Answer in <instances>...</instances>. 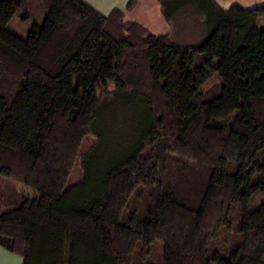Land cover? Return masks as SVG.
<instances>
[{"label":"trees","instance_id":"trees-1","mask_svg":"<svg viewBox=\"0 0 264 264\" xmlns=\"http://www.w3.org/2000/svg\"><path fill=\"white\" fill-rule=\"evenodd\" d=\"M24 2L0 0V181L50 200L0 187V245L22 264H264V4L159 0L168 24L202 19L182 47L82 0H47L23 39Z\"/></svg>","mask_w":264,"mask_h":264},{"label":"crops","instance_id":"crops-1","mask_svg":"<svg viewBox=\"0 0 264 264\" xmlns=\"http://www.w3.org/2000/svg\"><path fill=\"white\" fill-rule=\"evenodd\" d=\"M82 1L103 15L108 14L114 8L122 9L126 20L142 25L155 35L168 34L172 42L182 47L192 46L196 40L203 36L202 32L199 31L202 19L191 11L184 15H180L182 13L176 15L178 23H181L178 29L175 26V20L173 23L168 24L160 12L159 0H135V4L129 10L125 8L128 0ZM214 1L222 9H228L233 5L249 9L264 4V0ZM262 22H264V19L260 20V23ZM197 24H200L199 28H197ZM0 264H22V260L0 245Z\"/></svg>","mask_w":264,"mask_h":264},{"label":"rangeland","instance_id":"rangeland-1","mask_svg":"<svg viewBox=\"0 0 264 264\" xmlns=\"http://www.w3.org/2000/svg\"><path fill=\"white\" fill-rule=\"evenodd\" d=\"M47 0H25L23 5L16 11V13L13 15V17L9 20L7 23V28L13 32L15 35H17L20 38H26L27 33L30 29V26L33 21H37L38 23L43 24L44 22V9L45 4ZM184 12L180 15H184ZM28 17H26V16ZM180 17V16H179ZM182 18V17H181ZM174 20L176 21L175 26L178 29L181 25V23H178L177 18L175 17ZM217 65V61L214 60V66ZM113 88V85H109V89ZM219 88V77L217 75L216 71H211L209 74L208 80L202 85L201 92L204 96H209L216 92ZM94 136L89 134L85 136L81 143L80 147V154L84 152L94 141ZM134 168V166L132 167ZM136 168L140 172H137L139 177L138 179L141 181H144L146 178L147 168L144 165H140ZM81 177V171H80V163L79 158L76 160L73 169L71 170L70 176L68 178V183L75 182ZM0 187L2 189V192H6L7 194H17L20 196V202H22L25 206H37L42 207L44 206L49 200L50 197L42 194L40 192H37L31 188H28L24 185H21L20 183L13 182L11 180H5L3 179L0 181ZM259 196H255V199L257 200ZM6 199V198H5ZM0 200V213L6 211L8 208H10V202L13 201H7V199ZM156 254L160 253V246L157 244L156 248L154 249Z\"/></svg>","mask_w":264,"mask_h":264}]
</instances>
